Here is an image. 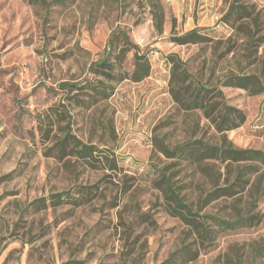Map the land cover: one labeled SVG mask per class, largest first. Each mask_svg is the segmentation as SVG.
I'll return each mask as SVG.
<instances>
[{"label": "rangeland", "instance_id": "obj_1", "mask_svg": "<svg viewBox=\"0 0 264 264\" xmlns=\"http://www.w3.org/2000/svg\"><path fill=\"white\" fill-rule=\"evenodd\" d=\"M233 1L0 0V264H162L172 254V264H264V195L249 203L252 183L264 191V164L242 162L253 170L247 187L201 210L233 218L237 204L253 217L252 225L222 231L207 247L155 187L153 165H170L182 194L197 202L211 188L208 174L224 170L211 159L202 166L168 159L155 136L171 146L193 138L220 145L226 137L235 147L264 151V89L252 94L226 85L233 74L264 83V0H239L246 7L241 19L226 16ZM117 27L147 52L151 73L79 106L62 83L92 77L90 66L105 56ZM194 28L203 29L204 41H173ZM171 54L196 84L215 89L214 101L222 90L245 121L219 132L201 108L183 109L171 92ZM122 66L133 70V52ZM67 132L93 144L100 162L62 154L57 141ZM84 186L89 190L81 192ZM58 192L74 198L53 203ZM41 197L47 205L37 208L33 201ZM184 246L198 249L197 257Z\"/></svg>", "mask_w": 264, "mask_h": 264}, {"label": "trees", "instance_id": "obj_2", "mask_svg": "<svg viewBox=\"0 0 264 264\" xmlns=\"http://www.w3.org/2000/svg\"><path fill=\"white\" fill-rule=\"evenodd\" d=\"M238 1H233L226 16L230 17L233 12H237L240 19L245 16L246 7L237 4ZM157 14V22L161 26L162 13L158 12ZM202 31L203 29L194 28L184 34L173 36L172 39L180 44L202 42L206 38L205 33ZM130 52H133L134 64L131 72L125 70L122 66L124 59ZM173 56L172 54L170 55L173 63L170 77L171 92L183 109L201 108L219 132L236 128L245 121V114L240 109L227 103L222 90H219L217 94L221 99L214 101L213 98L215 96L213 97L211 93H214L215 89L196 84L188 68L184 66L180 59H176ZM151 69L152 65L147 52L142 51L140 46L131 40L130 33L126 29L117 27L110 34L105 56L91 64L90 74H92V77H88L80 83L63 82L62 88L69 100L72 99L79 106H89L88 103L91 101L98 102L110 98L115 84L125 79L135 82L142 81L150 75ZM226 85L246 88L252 94L260 93L264 89L263 81L255 75L233 74L227 80ZM75 90L78 92H75L72 96L71 93ZM65 108V111L68 112L66 106ZM155 144L159 151L168 159L187 161L200 166H202L203 161L209 159L224 164V170H212L208 174L207 178L209 183H211V188L206 190L205 195L201 196L197 202L188 200L186 195L182 194V187L174 179L177 174L174 171H170V165L162 169H157V166L153 165L156 173L155 187L162 191L167 210L189 225L196 232L204 247L211 245L218 233L222 231L252 225L253 217L240 214L239 212L241 211L237 204L234 205V208L238 214L233 218L209 213L200 214V212L212 201L223 195L234 196L243 191L250 183V176L253 170L246 172L243 169L244 165L241 163L252 161L264 164L263 150L235 147L226 137L220 145L211 144L200 138H193L171 146L164 139L155 136ZM57 145L62 154H74L93 164L100 162L99 157L95 155L97 148L93 144L84 142L71 132H67L60 138L57 141ZM106 163L110 169H116L117 167V161L113 157L106 156ZM246 166L253 169L257 167L256 164ZM259 184L260 181L252 183L251 191L253 193L251 192L252 200L249 202L250 206H254L255 202L264 195V191H261ZM82 189L89 190V187H81V192L83 191ZM65 194H68V197H72L68 192H58L52 194L50 199L53 203H61ZM47 199L46 197H41L33 201V204L37 208H41L47 205ZM194 205H196V209ZM208 218L213 220L212 225H208ZM184 249L189 250L193 254L192 258L197 257L199 252L198 249L193 250L189 246H184ZM174 259L175 254H172L162 264H172Z\"/></svg>", "mask_w": 264, "mask_h": 264}]
</instances>
